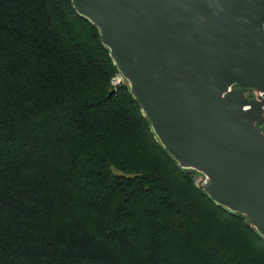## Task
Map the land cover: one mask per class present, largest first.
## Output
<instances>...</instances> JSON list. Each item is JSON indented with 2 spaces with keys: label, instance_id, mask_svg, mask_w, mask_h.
<instances>
[{
  "label": "trees",
  "instance_id": "trees-1",
  "mask_svg": "<svg viewBox=\"0 0 264 264\" xmlns=\"http://www.w3.org/2000/svg\"><path fill=\"white\" fill-rule=\"evenodd\" d=\"M116 73L71 0H0V264H264Z\"/></svg>",
  "mask_w": 264,
  "mask_h": 264
},
{
  "label": "water",
  "instance_id": "water-1",
  "mask_svg": "<svg viewBox=\"0 0 264 264\" xmlns=\"http://www.w3.org/2000/svg\"><path fill=\"white\" fill-rule=\"evenodd\" d=\"M71 2L161 145L264 238V0Z\"/></svg>",
  "mask_w": 264,
  "mask_h": 264
},
{
  "label": "built area",
  "instance_id": "built-area-1",
  "mask_svg": "<svg viewBox=\"0 0 264 264\" xmlns=\"http://www.w3.org/2000/svg\"><path fill=\"white\" fill-rule=\"evenodd\" d=\"M122 78H123V77L121 76V74H120L119 72L116 73V75L113 77V83H117V82H119ZM252 91H253V94H252V93H248V92L245 91V95H246L247 97H251V96L256 97L257 94H258L257 91H256L255 89H253Z\"/></svg>",
  "mask_w": 264,
  "mask_h": 264
},
{
  "label": "rangeland",
  "instance_id": "rangeland-1",
  "mask_svg": "<svg viewBox=\"0 0 264 264\" xmlns=\"http://www.w3.org/2000/svg\"><path fill=\"white\" fill-rule=\"evenodd\" d=\"M116 75V74H115ZM114 75V76H115ZM113 76V77H114ZM113 77H112V79H111V82H112V84L113 85H115L116 83H113ZM118 83V82H117ZM260 128H264V123H261V127ZM201 179H202V175L198 172V174H197V176H196V181L199 183L200 181H201Z\"/></svg>",
  "mask_w": 264,
  "mask_h": 264
},
{
  "label": "flooded vegetation",
  "instance_id": "flooded-vegetation-1",
  "mask_svg": "<svg viewBox=\"0 0 264 264\" xmlns=\"http://www.w3.org/2000/svg\"><path fill=\"white\" fill-rule=\"evenodd\" d=\"M252 90H253V89H251V88H246V89H245L246 92H248V93H252V94H253V91H252ZM263 95H264V94H263ZM249 98H254V96H251V97H249ZM261 123H264V122L257 121V124H258L259 127H261ZM261 129H264V128H261Z\"/></svg>",
  "mask_w": 264,
  "mask_h": 264
}]
</instances>
